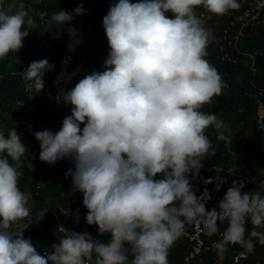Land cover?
I'll use <instances>...</instances> for the list:
<instances>
[{"label":"clouds","instance_id":"9594fccd","mask_svg":"<svg viewBox=\"0 0 264 264\" xmlns=\"http://www.w3.org/2000/svg\"><path fill=\"white\" fill-rule=\"evenodd\" d=\"M199 7L228 16L237 3L118 0L103 17L107 37L101 38L108 39L110 47L105 71L70 84L69 79L63 83L67 67L58 68L51 59L27 63L19 70L31 99L44 91L45 75L56 77L53 93L44 99L53 96L72 109L71 114H54L52 122L58 123L51 130L35 132L29 148L15 128L7 136L0 130V264H169V249L194 222L211 237L227 221L221 238L213 242L221 253L230 244L247 252L257 242L264 246V183L260 190L244 192L245 183L233 181L218 205L208 210L209 193L197 196L189 178L199 175L209 154L215 155L206 130L212 127L220 134L225 128L216 114L201 111L226 83L206 58L212 33L196 12ZM39 10L21 3L10 12L0 0V59L22 48L27 29L35 22L33 15L42 24L62 27L86 11L83 4L71 13L60 9L51 17ZM69 35L75 37L76 32L70 29ZM57 69L65 73L60 75ZM34 91L38 93L33 95ZM27 150L34 154L27 156L29 173L39 170L42 178L34 186L33 201L32 193L19 187ZM226 180L216 178L217 191ZM55 194L63 201L79 196V203L88 209L86 222L97 226L101 236L111 234L110 241L69 230L53 213L62 236L42 254L15 226L31 217L30 200L35 206L45 199L52 205ZM263 252L255 259L250 254L246 263L263 261Z\"/></svg>","mask_w":264,"mask_h":264},{"label":"trees","instance_id":"16d2710c","mask_svg":"<svg viewBox=\"0 0 264 264\" xmlns=\"http://www.w3.org/2000/svg\"><path fill=\"white\" fill-rule=\"evenodd\" d=\"M45 1H46V4L43 5V7L41 9L49 12L50 17L54 12H57L60 9L67 10L68 12L71 13V12H73L72 10H74L77 6H79L80 4H83V7L87 8V10L85 8V10H86L85 14L86 15L83 14L82 17L77 18V19H73L71 21V23H77V21H80L91 32L94 31L93 32L94 34H96V35L98 34V35L105 36V37H107V36H106L105 31H103L104 30V28H103V17L107 14V12L109 10V4L111 5V2H118V0H116V1L110 0L108 2H107V0H88L89 2L87 0H45ZM73 1H75V2H73ZM79 1H81V2H79ZM98 1H99V3H98ZM132 2H137V0H132ZM3 3L5 5L6 10H9L10 12H14L19 7V5L21 3H23V4H25V3H27V4L36 3L37 4L38 2H37V0H3ZM10 3H13V6H10L9 5ZM86 4H89V5L86 6ZM97 5H99V6H97ZM103 5H105V6H103ZM93 6H94V8H93ZM199 8L200 9L202 8V9H201V11L199 10V12H198ZM199 8L196 9V12L198 13V15L202 16V18L204 20V26L207 29L211 30V33L214 32L211 35L210 44L207 48V53H210V51H211L210 49H213L214 44L218 43L217 39L221 38L223 36L222 32H223V29L227 27L229 18H228V16L226 17L225 15H215L212 13L210 14V12L203 9V7H199ZM105 9H107V10H105ZM88 10H90V11H88ZM231 11H235L234 13H237V8H234V10L231 9ZM200 12L202 13V15ZM168 13H170V14L169 15L166 14V15L169 18H174L173 13H171V12H168ZM203 14H204V16H203ZM33 17H34L35 22H34V25L32 26L31 29H27L29 31V34L27 37H25V39L23 41L24 47L22 46V48L18 52H10L6 57H4L3 59H0V89H1L0 90V99L4 100V101L0 100V123L2 124V125L0 124V130H2L4 132L5 136H7L9 131L11 129L15 128L17 134L21 138V141L22 142L24 141L23 143L26 144V147L28 146L27 148L30 147V145H27V144L36 140L35 135H34L35 132L43 131V130H51L52 129L51 125H55L56 123H58V122H52V118L53 117L56 118L55 115H58L59 111L65 110L64 111L65 113L71 114L72 105L57 102L53 96L50 97V99H44L43 95H39L35 98L33 97V99H30V97H32L30 95L31 92L25 90L26 89L25 85H22L23 80H21L22 77L19 76L20 75L19 70L22 69V67L27 63H31L33 61H39L42 59H51L56 63L58 68H60V67L65 68L66 67L65 64L69 60L70 53L72 50V48H70V45H75V43H76L75 37H70V35H69V30L70 29L73 30L71 27H68L67 25H64L62 27L57 26L53 22H49L47 24H42V21L40 20V18L38 16L33 15ZM74 17H75V15H74ZM95 26L97 27V29L95 28ZM259 27H260L259 32L255 31L251 34V36L249 35V36L245 37L243 39V42L241 41L239 45H236L234 42H229L228 44L230 46H228L227 51L229 53H232L235 56H238L241 54V51H243V50L244 51H246V50L255 51L256 49L264 50V25H261ZM98 30H100L103 33H101V32L99 33ZM40 38H42V39H40ZM43 38L44 39L46 38L45 39L46 41L43 40ZM46 42H47V44H46ZM25 45H26V47H25ZM245 46H246V48H245ZM239 52H240V54H239ZM208 55L206 58L218 69L223 80L225 81V83H228V85L230 87V92H228L227 94L221 93L220 95L214 96L215 99L217 100L216 103L213 105V109L215 111L214 114H216L225 123V128L222 130V134L229 136L231 139H230L229 145H226L225 140H222V141L214 140L213 138H211L209 136L214 147H216L218 145L220 148L219 149L217 146V149L219 151L215 148L218 153L215 151L214 156L217 158L214 159L213 161L218 164V162H217L218 160H221L224 157H226V159H228V156H227L228 151L232 152V153L234 152V154L237 155V157H239V159H243L245 161V162H243V164L240 167L242 171H249V172H255V173L259 172L260 173L261 170L264 169V166H263L264 164H262V163H264V127H262L259 124V122H257V116H256L257 113L254 112L257 110L258 99L257 98H254V99L251 98V100H252L251 101L250 98L242 97V96H244V90L246 87L252 86V88H253L255 86L254 82L255 83L257 82L256 84H258V86H260V87L264 86V67H263L264 66V58H263L264 55L262 54L261 55L262 57L261 56L257 57L258 61L256 62V65H257V68L259 69L258 71L259 72L261 71V72H260V74L255 73L254 79H253L254 81L252 80V83L250 82V84H249V80L245 77L246 73L249 72V69L248 68L243 69L247 65H245L243 63L237 65V64H234L233 62H231L229 60H223L221 54L218 57H216L215 60L208 57ZM31 57H33V58H31ZM259 63L262 66V68L260 66H258ZM14 66H16V67H14ZM13 68H14V70H13ZM227 72H230L232 75H226ZM241 72L244 74L245 80H243L241 83H239L237 74H240ZM16 75L18 76V78ZM255 76L256 77L258 76V77L256 78ZM12 77L13 78L15 77L16 79L15 78L13 79ZM44 77L48 78V77H46V75ZM235 77H236V81H234L233 79H227V78H235ZM228 80H232V81L229 82ZM11 82H13V83H11ZM66 82L68 83V78L67 79L65 78V80L63 81V83H66ZM261 84H263V85H261ZM26 91H27V93H25ZM34 92H36V91H34ZM34 92H33V95L37 94ZM235 92H238V93L236 94ZM18 93L19 94L21 93V94L19 95ZM22 93H23V97L21 98ZM51 93H53V91ZM16 94H18L19 97L16 96ZM234 94H235V96H233ZM11 97H12V99H11ZM263 97H264V95H262L260 98L264 101ZM227 98H229V99L227 100ZM5 101L7 104L5 103ZM224 101H226V102H224ZM12 102H13V104L15 103L13 105V107H12V105H10V104H12ZM30 103L31 104L34 103V106H30V108H29L28 106ZM211 103L205 104L201 110H206V109L212 110L211 109ZM254 104H256V105H254ZM38 105H39V107H38ZM8 107H9V110H8ZM242 108L245 110H243ZM21 110H23V111H21ZM233 111H235V112H233ZM2 112H3V115H2ZM21 114L24 116H27V117H24ZM32 116H34L35 119ZM250 118H252L254 120H252ZM237 119H239V121H237ZM3 121H5V122H3ZM27 121H30V122H27ZM245 122H246V126H245ZM23 123H24V125H23ZM230 126H232L231 129H229ZM230 130H231V132H230ZM32 135L34 136V139L32 138L33 137ZM215 144H216V146H215ZM25 154H26V156H28V155L33 156L34 155L32 152H28V150L26 151ZM209 156L211 158L213 157V155H211V154H209ZM9 159L11 162V158H9ZM22 159L25 161H22L23 163H22L21 168L24 165H26V166H24L25 172L20 169L21 172L23 173V175L20 177L19 187L20 186L22 187V188H20V189H22V191H26V192L29 191V192L34 193V189H35L34 186L42 179L41 175L39 173V170L38 171L36 170L34 173L29 174V171L31 170V168H30V164L28 163V159L25 156ZM25 163H27V164H25ZM259 164H262V165H259ZM235 165L237 166V164H235ZM72 168H74V163L72 165ZM259 169H261V170H259ZM36 175H38V176H36ZM33 177H35V178L33 179ZM70 179H71V177H70ZM45 180H47V179H44V181ZM236 180L237 181H243L245 183V188L242 190L244 192H247L250 190H260V189H258L257 186L247 184L246 181L241 177L240 178L237 177V178L223 184L219 191L216 190V184H215L213 187V190H214L213 200L210 203V205L207 207L208 210H211L213 207H216L218 205L219 201L225 195L227 189L232 185V182L236 181ZM20 181L23 184H21ZM71 181H72V179H71ZM60 185L65 187L66 183L60 182ZM52 197H54V198H52V200H53L52 205L55 204V206L57 208L59 206H57L56 202H57V200H60L61 204H62V202H63V204H70V205L72 204L71 206L75 207L76 210H79V212H78L79 217L76 220H74L73 222L68 221V220H63V222L66 225L65 227H67V228L71 227V230L75 231V232H80V233L88 232L95 239L101 240L102 242H105V243L109 242V239H111V236H110L111 234H105V235L101 236L98 234V227L97 226L89 225L86 222V216L83 217V214L86 213V215H87L88 209L83 205V202L79 203V201H80L79 196L74 195L70 200L65 199L64 201H63V199L60 198L61 196L59 194H55ZM33 198H35V193L32 194V197H31L32 201H33ZM54 200H56V201H54ZM39 202L41 203L42 201L38 200L37 205L40 204ZM45 202L48 203L49 201L45 200ZM74 202H76V203H74ZM49 207L52 209L51 210L52 212L48 211L46 216H44L43 220L37 221V225L30 226V227L26 228L25 223H18L15 226L17 228L24 230L25 238H30L33 241V243L35 245H37L38 250L41 251L42 254H43V252L44 253L50 252L51 246L53 244L58 243V239L60 238V236H62V234L58 232V229L60 227L59 222L57 221L55 214H53L54 213L53 211H55L57 208L54 207V208H56L54 210V208L51 205H49ZM80 208H82V210H80ZM38 209H40V208H38ZM191 225L186 226V227L191 228ZM219 227H220V233H222L225 230V228L227 227V221L223 222L222 226L219 224ZM246 227L248 229V232L250 233L251 227H252L251 223L249 222ZM220 233H217L216 235H213L211 237L206 235L205 237L208 240L217 239L220 236ZM180 237H183L184 240H182ZM180 237H179V239H177L174 242V244L169 249L168 259L170 260L171 264H186L185 256L191 248V243L186 238V236L181 235ZM105 238L108 239V241ZM241 249H244V248L241 247L239 244H235V245L230 244L227 247V251H225L223 253L219 252L218 250L206 251L207 254H205V252H204L203 255L198 256L199 259L195 258V260H192L190 264H200L199 263L200 261H202L201 262L202 264H208V263L214 264L216 262L215 259L217 257H219L220 255H224L225 261L228 262V264H229L233 258V254L236 251L241 250ZM262 250H264V246H261L257 242L255 244L254 250L252 252H250L252 255V258L255 259L257 257V255L260 254V252ZM209 252L211 253V255L210 254L208 255ZM170 254H172V255H170ZM177 254L179 257L177 256ZM182 256H183V258H182ZM207 256L209 257V259ZM196 260L198 263H196Z\"/></svg>","mask_w":264,"mask_h":264},{"label":"rangeland","instance_id":"374dc122","mask_svg":"<svg viewBox=\"0 0 264 264\" xmlns=\"http://www.w3.org/2000/svg\"><path fill=\"white\" fill-rule=\"evenodd\" d=\"M236 1H239L238 5H237V13L238 12H244V9L242 7H240V1L241 0H236ZM246 1H250V0H246ZM37 2H38V5H39V7L37 8V12H38V10L41 9V7H42L43 4H40V0H37ZM9 5L10 6H13V3H10ZM32 7L34 8L35 6H32ZM239 7H240V9H239ZM201 15H202V13H201ZM36 16H37V14H36ZM203 16H204V14H203ZM80 17L81 16H79L78 18H80ZM235 24L236 23H231L230 20H229V23H228L227 27L225 28V30L223 29V33L222 34H223V36H225L224 40L223 39H220V38L217 39L218 43L217 44L215 43L214 44V48L213 49H210L211 51H210V53H208L209 54L208 57H210L211 59L215 60V58L218 57L221 54L223 60H229V61H231V62H233L234 64H237V65H239L241 63H243L245 65L248 64L243 69H246V68L249 69V72L246 73V76L245 77L249 80V82L252 83V80L254 79V74L259 72L258 71V68L256 66L257 57L258 56H261L262 54L264 55V50L262 51V49L261 50L257 49V51L255 50V51H249V52H248V50L241 51V55L243 54L244 57L243 56H240V55L239 56H235L232 53H229L227 51L228 50V46H230L228 43L229 42H234L236 45H239L240 42L245 37H247L249 35L251 36V34L253 32H255V31L259 32L260 31L259 30L260 29L259 26L264 25V12L261 13V15L258 18V20L255 23H253V24L246 25V26L241 25L239 23H237L236 25ZM66 25L67 26L70 25L68 27H71L76 32V35H75V41H76L75 47H74V50L73 49L71 50L70 57H69V64L66 66L67 69L65 70L69 74L68 77H67L69 79V83H71V84H77L78 83V80L80 81L85 76H87V74L89 75V74H91L93 72H103V71H105L106 70V68H105V61H106V59L108 57V53L110 52V47H109V44H108V39L101 38L100 37L101 35L94 34L93 32H91L80 21H77V23H75V24H72V23L69 22ZM225 31H226V33H225ZM237 32H242V33L237 36L236 35ZM225 34H227V35H225ZM230 36H232V37H230ZM77 41H79V43H77ZM93 52H95V53H93ZM247 54L250 56V58L251 57L252 58L250 59L249 56L247 57ZM254 56L255 57L257 56V57L255 58ZM242 58H244L245 60L242 59ZM65 71L62 70V69H57L56 70V73H59L60 75H63L65 73ZM70 71H71V73H69ZM226 75H232V74L230 72H227ZM252 75H253V77H251ZM237 77H238L239 83H241L243 80H245L244 74L242 72L240 74H237ZM227 79H233L234 81H236V77L235 78H227ZM44 81H45V89H44V91H42L43 93L40 92L38 94L43 95V97H46L53 90V88L55 86V83H56V77H54V76H50L48 78H45L44 77ZM228 81L231 82L232 80H228ZM28 82L29 81H27L26 83H28ZM252 90H255V91L253 92ZM263 90H264V88L258 86V84H255V87H253V88H252V86L251 87H246L245 90H244V93H245L244 96L245 97H247V95L249 94L247 98H254L255 97V98L259 99L258 100V104H259V111L258 112L260 114H262L261 116H264V101L260 98L262 95H264V91ZM228 92H230V87H229L228 83H226V87L223 89L222 93L227 94ZM228 99L229 98H227V100ZM216 101L217 100L215 99V97H213L212 98V101H211L212 102L211 103V109L212 110L206 109V110H201V111H204V112H207V113H215V111L213 109V105L216 103ZM224 102H226V101H224ZM258 104H257V109H258ZM30 106H34V103H32V104L30 103L28 107L30 108ZM256 112H257V110H256ZM259 120L261 122V126L264 127V123H263L264 122V118L263 119H259ZM206 134L208 136H210L211 138H213L214 140H220V141H222L221 139L225 140V144L226 145H229V143H230V139L231 138L229 136H226V135L222 134V132L220 134H218L215 128L209 127L206 130ZM218 135H222L223 137L220 138V139H218ZM227 155H229L228 156V159H226V157H224L223 159L217 161L218 164L213 161L217 157L213 156L211 158L210 156H208V158H206L207 160L204 161V165L205 166L206 165L207 166H215V168L218 169V171L215 172V176L216 177L223 178L225 180H226V177H227V171H231L233 174L237 175L235 177H232L231 179H228L227 178V180H226L227 182H229V181H231V180H233V179H235L237 177H241V178H243L245 180V177H246V178H250V179H252L255 182H258L260 184L262 183V181L264 183V169L262 170L261 173H259V172L258 173H255V172H249V171H242L240 167L243 164V162H245V161H242V159H239V157H237V155H235L232 152H228ZM237 160H239V161H237ZM235 164H238V166H235ZM259 165H261V164H259ZM259 170H261V169H259ZM250 174L253 175V176H251ZM242 176H244V177H242ZM249 185H253V183L252 184H249ZM62 198H65V197H62ZM54 201H56V200H54ZM46 203L47 202H42V203H40V204H38V205L35 206V203L34 202H31V200H30L31 210H32L31 213H32V215H31V217L25 218V220H22L26 224V228H28L30 226L37 225V221H39V217L38 216L41 213H43V211L48 210L49 212H52L51 211L52 209L49 207V204L48 203H47V205H44ZM56 203H57V205L59 207L57 208V210L54 211V213L57 214V218L59 220H61V225H63L64 227L66 225L63 222V220H68V221H72L73 222L74 220H76L79 217V214H78L79 210H76L75 207L71 206L70 204H61V201L60 200H57ZM44 206H48V207H44ZM51 206L53 208L55 207V205H51ZM36 207L40 208V210L38 208H36ZM85 216H86V213L83 214V217H85ZM65 228H67V227H65ZM70 228H67V229L71 230ZM215 261L216 262L214 264H228V262L225 261V256L224 255H220L219 257H217L215 259ZM263 261H264V257H263Z\"/></svg>","mask_w":264,"mask_h":264},{"label":"built area","instance_id":"2783aa9c","mask_svg":"<svg viewBox=\"0 0 264 264\" xmlns=\"http://www.w3.org/2000/svg\"><path fill=\"white\" fill-rule=\"evenodd\" d=\"M45 0H40V4H44ZM237 5L239 1H236ZM38 5V3H37ZM33 5H29L30 9L37 12V9L32 7ZM240 7L244 9V12H240L238 15L231 18V15L235 14L234 12H228V16L230 18L231 23H239L241 25H250L255 23L258 18L260 17L261 13L264 12V0H242L240 1ZM40 11H38L39 13ZM46 13V12H44ZM226 33V31H225ZM242 32H237L236 35L238 36ZM225 36H223L220 39L224 40ZM259 104L257 109V122L261 125V122L259 119H263L264 116H261L259 112ZM218 169L215 168V166H204L201 170L198 176H190L193 183V190L195 191L197 196H200L207 190V192L210 195V199L206 201V206L211 203L213 200V186L216 183V176L215 172H217ZM236 175L233 174L231 171H227V178L231 179L232 177H235ZM253 176V175H251ZM209 179H211V182H208ZM245 180L248 184L254 183V180L250 178H246ZM182 235H185L187 239H189L191 243V248L188 251V253L185 256V262L186 264H190L191 261L198 256H201L206 251L215 250L213 246V242L216 240H219L221 236L218 239H213L212 241H209L206 239V234L202 230V226L199 224H196L195 222L191 225V228H186L184 233ZM264 254V252H263ZM250 253L240 250L235 253L233 260L231 264H246V261L249 259ZM169 264L170 260L168 259ZM254 264H263V261L258 259Z\"/></svg>","mask_w":264,"mask_h":264},{"label":"bare ground","instance_id":"6f19581e","mask_svg":"<svg viewBox=\"0 0 264 264\" xmlns=\"http://www.w3.org/2000/svg\"><path fill=\"white\" fill-rule=\"evenodd\" d=\"M87 1H88V0H87ZM108 1H110V0H107V2H108ZM115 1H116V0H115ZM47 2H48V1H47ZM73 2H75V1H73ZM79 2H81V1H79ZM88 2H89V1H88ZM101 2H102V1H101ZM104 2H105V1H104ZM65 3H66V2H65ZM67 3H68V2H67ZM85 3H86V2H85ZM98 3H99V1H98ZM112 3H115V2H111V4H112ZM101 4H102V3H101ZM58 5H59V4H58ZM87 5H89V4H86V6H87ZM99 5H100V4H99ZM99 5H97V6H99ZM24 6H25L26 9L29 8V4H27V3H25ZM84 6H85V5H84ZM103 6H105V5H103ZM109 7H110V4H109ZM72 8H73V7H72ZM85 8H86V7H85ZM85 8H84V9H85ZM93 8H94V6H93ZM93 8H92V9H93ZM106 8H107V7H106ZM11 9H12V8H11ZM100 9H101V8H100ZM107 9H108V8H107ZM107 9H105V10H107ZM201 9H202V8H201ZM201 9L199 8V9H198V12H199V10L201 11ZM203 9H204V8H203ZM239 9H240V7H239ZM70 10H71V9H70ZM70 10H69V11H70ZM86 10H87V8H86ZM90 10H91V9H90ZM90 10H88V11H90ZM205 10H206V9H205ZM233 10H234V9H233ZM72 11H73V10H72ZM202 11H203V10H202ZM94 12H95V11H94ZM94 12H93V13H94ZM234 12H235V11H234ZM200 13H201V12H200ZM239 13H240V12L231 15V18L234 17V16H236V15H238ZM105 14H106V13H105ZM105 14H104V15H105ZM167 14L169 15L170 13H167ZM197 14H198V13H197ZM210 14H211V13H210ZM85 15H86V14H85ZM100 16H101V15H100ZM209 16H210V15H209ZM212 16H213V15H212ZM81 17H82V16H81ZM226 17H227V16H226ZM89 18H90V17H89ZM93 19H94V18H93ZM98 19H99V18H98ZM95 20H96V19H95ZM100 20H101V19H100ZM225 20H226V19H225ZM229 20H230V19H229ZM226 21H227V20H226ZM95 22H96V21H95ZM219 22H220V21H219ZM70 23H71V22H70ZM228 23H229V21H228ZM80 24H81V23H80ZM236 24H237V23H236ZM236 24H235V25H236ZM226 25H227V24H226ZM232 25H233V24H232ZM232 25H231V26H232ZM68 26H70V25H68ZM231 26H230V27H231ZM98 27H99V26H98ZM223 27H224V26H223ZM225 27H226V26H225ZM95 28L97 29L96 26H95ZM103 28H104V27H103ZM221 28H222V27H221ZM234 28H235V27H234ZM63 29H64V28H63ZM224 30H225V28H224ZM98 31H99V30H98ZM103 31H105V30H103ZM214 31H215V30H214ZM217 31H218V30H217ZM219 31H220V30H219ZM227 31H228V30H227ZM230 31H231V30H230ZM232 31H233V30H232ZM93 32H94V31H93ZM100 32H101V31H99V33H100ZM242 32H243V31H242ZM101 33H103V32H101ZM213 33H214V32H213ZM213 33H212V34H213ZM217 33H218V32H217ZM220 33H221V32H220ZM222 33H223V32H222ZM243 33H244V32H243ZM215 35H216V34H215ZM219 35H220V34H219ZM225 35H227V34H225ZM234 36H235V35H234ZM240 36H241V35H240ZM219 37H220V36H219ZM230 37H232V36H230ZM98 38H99V37H98ZM241 38H242V37H241ZM35 39H36V38H35ZM40 39H42V38H40ZM45 39H46V38H45ZM45 39L43 38V40H45ZM55 39H56V38H55ZM232 39H233V38H232ZM49 40H50V39H49ZM235 40H236V39H235ZM41 41H42V40H41ZM45 41H46V40H45ZM38 42H39V41H38ZM242 42H243V40H242ZM23 44H24V43H23ZM44 44H45V43H44ZM46 44H47V42H46ZM237 44H238V43H237ZM36 45H37V44H36ZM42 45H43V44H42ZM234 46H235V45H234ZM23 47H24V46H23ZM25 47H26V45H25ZM245 48H246V46H245ZM85 49H86V48H85ZM235 49H236V48H235ZM235 49H234V50H235ZM251 49H252V48H251ZM254 50H255V49H254ZM259 50H260V49H259ZM34 51H35V50H34ZM243 51H244V50H243ZM250 51H251V50H250ZM256 51H257V49H256ZM262 51H263V50H262ZM36 52H37V51H36ZM96 52H97V51H96ZM248 52H249V51H248ZM93 53H95V52H93ZM100 53H101V52H100ZM250 53H251V52H250ZM239 54H240V52H239ZM96 55H97V54H96ZM244 55H245V54H244ZM255 55H256V54H255ZM238 56H239V55H238ZM240 56H243V54H242V55L240 54ZM248 56H249V55L247 54V57H248ZM105 57H106V56H105ZM243 57H244V56H243ZM254 57H255V56H254ZM256 57H257V56H256ZM256 57H255V58H256ZM261 57H262V56H261ZM31 58H33V57H31ZM35 58H36V57H35ZM245 58H246V57H245ZM249 58H250V56H249ZM251 58H252V57H251ZM251 58H250V59H251ZM263 58H264V57H263ZM21 59H22V58H21ZM242 59H244V58H242ZM246 59H247V58H246ZM257 59H258V58H257ZM35 60H36V59H35ZM244 60H245V59H244ZM247 60H248V59H247ZM255 60H256V59H255ZM27 61H28V60H27ZM31 61H32V60H31ZM97 61H98V60H97ZM256 61H258V60H256ZM244 63H245V62H244ZM247 63H248V62H247ZM260 63H261V62H260ZM260 63H259L258 66H260V67L262 68V66L260 65ZM61 64H62V63H61ZM94 65H95V64H94ZM247 65H248V64H247ZM256 66H257V65H256ZM14 67H16V66H14ZM263 67H264V66H263ZM11 68H12V67H11ZM18 69H19V68H18ZM79 69H80V68H79ZM79 69H78V70H79ZM13 70H14V68H13ZM20 70H21V69H20ZM91 70H92V69H91ZM97 70H98V69H97ZM258 70H259V69H258ZM1 71H2V70H1ZM15 71H16V70H15ZM73 72H74V71H73ZM79 72H80V71H79ZM256 72H257V71H256ZM260 72H261V71H260ZM260 72H258V73L260 74ZM69 73H71V71H70ZM83 73H84V72H83ZM87 75H88V74H87ZM254 75H255V74H254ZM257 75H258V74H257ZM16 76H17V75H16ZM19 76H20V75H19ZM251 77H253V75H252ZM255 77H256V76H255ZM257 77H258V76H257ZM257 77H256V78H257ZM12 78H13V77H12ZM14 78H15V77H14ZM14 78H13V79H14ZM17 78H18V76H17ZM76 78H77V77H76ZM15 79H16V78H15ZM252 79H253V78H252ZM21 80H22V79H21ZM10 81H11V80H10ZM12 81H13V80H12ZM70 81H71V80H70ZM253 81H254V80H253ZM6 82H7V81H6ZM15 82H16V81H15ZM21 82H22V81H21ZM71 82H72V81H71ZM78 82H79V80H78ZM11 83H13V82H11ZM28 83H29V82H28ZM254 83H255V82H254ZM256 83H257V82H256ZM256 83H255V84H256ZM70 84H71V83H70ZM249 84H250V82H249ZM12 85H13V84H12ZM14 85H15V84H14ZM261 85H263V84H261ZM13 87H14V86H13ZM16 87H17V86H16ZM19 87H20V86H19ZM254 87H255V86H254ZM256 87H257V86H256ZM263 87H264V86H263ZM17 89H18V88H17ZM257 89H258V88H257ZM0 90H1V89H0ZM9 90H10V89H9ZM18 90H19V89H18ZM25 90H26V89H25ZM255 90H256V89H255ZM255 90H252V91L254 92ZM3 91H4V90H3ZM3 91H2V92H3ZM50 91H51V90H50ZM233 91H234V90H233ZM246 91H247V90H246ZM263 91H264V90H263ZM18 92H19V91H18ZM249 92H250V91H249ZM25 93H27V91H26ZM34 93H38V92H34ZM42 93H43V92H42ZM235 93L237 94L238 92H235ZM262 93H263V92H262ZM13 94H14V93H13ZM18 94H19V93H18ZM18 94H16V96H18ZM20 94H21V93H20ZM20 94H19V95H20ZM44 94H45V93H44ZM244 94H245V93H244ZM3 95H4V94H3ZM14 95H15V94H14ZM27 95H28V94H27ZM30 95H31V94H30ZM45 95H46V94H45ZM246 95H247V94H246ZM248 95H249V94H248ZM248 95H247V97H248ZM251 95H252V94H251ZM9 96H10V95H9ZM233 96H235V94H234ZM12 97H13V96H12ZM12 97H11V99H12ZM18 97H19V96H18ZM22 97H23V93H22L21 98H22ZM29 97H30V96H29ZM51 97H52V96H51ZM242 97H245V96H242ZM3 98H4V97H3ZM16 98H17V97H16ZM234 98H235V97H234ZM254 98H255V97H254ZM254 98H253V99H254ZM4 99H5V98H4ZM7 99H8V98H7ZM28 99H29V98H28ZM30 99H31V97H30ZM263 99H264V97H263ZM0 100H2V99H0ZM5 100H6V99H5ZM9 100H10V99H9ZM54 100H55V99H54ZM245 100H246V99H245ZM250 100H251V98H250ZM258 100H259V99H258ZM2 101H4V100H2ZM16 101H17V100H16ZM234 101H235V100H234ZM236 101H237V100H236ZM251 101H252V100H251ZM261 101H262V100H261ZM13 102H14V101H13ZM13 102H12V104L9 103L10 105H12V107H13V105L15 104V103L13 104ZM29 102H30V101H29ZM36 102H37V101H36ZM5 103H6V101H5ZM5 103H4V104H5ZM27 103H28V102H27ZM52 103H53V102H52ZM256 103H257V102H256ZM262 103H263V102H262ZM6 104H7V103H6ZM6 104H5V105H6ZM17 104H18V103H17ZM36 104H37V103H36ZM10 105H9V106H10ZM18 105H19V104H18ZM252 105H253V104H252ZM252 105H251V106H252ZM254 105H256V104H254ZM7 106H8V105H7ZM12 107H11V108H12ZM14 107H15V106H14ZM17 107H18V106H17ZM38 107H39V105H38ZM22 108H23V107H22ZM22 108H21V109H22ZM4 109H5V108H4ZM236 109H237V108H236ZM242 109H243V108H242ZM6 110H7V109H6ZM8 110H9V107H8ZM16 110H17V109H16ZM55 110H56V109H55ZM55 110H54V111H55ZM237 110H238V109H237ZM243 110H245V109H243ZM243 110H242V111H243ZM10 111H11V110H10ZM21 111H23V110H21ZM49 111H50V110H49ZM64 111H65V110H64ZM64 111H63V112H64ZM238 111H239V110H238ZM4 112H5V111H4ZM6 112H7V111H6ZM11 112H12V111H11ZM11 112H10V113H11ZM18 112H19V111H18ZM18 112H17V113H18ZM50 112H51V111H50ZM233 112H235V111H233ZM254 112L256 113V111H254ZM38 113H39V112H38ZM55 114H56V113H55ZM2 115H3V112H2ZM21 115H22V114H21ZM255 115H256V114H255ZM17 116H18V115H17ZM17 116H16V117H17ZM22 116H24V115H22ZM41 116H42V115H41ZM47 116H48V115H47ZM256 116H257V115H256ZM13 117H14V116H13ZM19 117H20V116H19ZM24 117H27V116H24ZM32 117L34 118V116H32ZM43 117H44V116H43ZM11 118H12V117H11ZM46 118H47V117H46ZM234 118H235V117H234ZM4 119H5V118H4ZM23 119H24V118H23ZM25 119H26V118H25ZM34 119H35V118H34ZM43 119H44V118H43ZM250 119H252V118H250ZM15 120H16V119H15ZM18 120H19V119H18ZM20 120H21V119H20ZM252 120H254V119H252ZM22 121H23V120H22ZM237 121H239V119H237ZM3 122H5V121H3ZM9 122H10V121H9ZM27 122H30V121H27ZM233 122H234V121H233ZM7 123H8V122H7ZM49 123H50V122H49ZM263 123H264V122H263ZM0 124H1V123H0ZM4 124H5V123H4ZM1 125H2V124H1ZM21 125H22V124H21ZM23 125H24V123H23ZM23 125H22V126H23ZM29 125H30V124H29ZM39 125H40V124H39ZM39 125H38V126H39ZM241 125H242V124H241ZM248 125H249V124H248ZM25 126H26V125H25ZM245 126H246V122H245ZM1 127H2V126H1ZM27 127H28V126H27ZM231 128H232V126H230L229 129H231ZM234 128H235V127H234ZM49 129H50V128H49ZM229 129H228V130H229ZM260 129H261V128H260ZM260 129H259V130H260ZM4 130H5V129H4ZM21 130H22V129H21ZM19 131H20V130H19ZM20 132H21V131H20ZM212 132H213V131H212ZM230 132H231V130H230ZM226 133H227V132H226ZM6 134H7V133H6ZM28 134H29V133H28ZM33 134H34V133H33ZM30 136H31V135H30ZM32 136H33V135H32ZM214 137H215V136H214ZM222 137H223V136H222ZM32 138L34 139V136H33ZM35 139H36V138H35ZM221 140H223V139H221ZM23 142H24V141H23ZM217 143H218V142H217ZM228 143H229V142H228ZM25 145H26V144H25ZM27 145H28V144H27ZM239 145H240V144H239ZM215 146H216V144H215ZM217 146H218V145H217ZM217 146L215 147L216 149H217ZM220 146H221V145H220ZM27 147H28V146H27ZM218 148H219V146H218ZM219 149H220V148H219ZM225 149H226V148H225ZM217 150H218V149H217ZM254 150H255V149H254ZM218 151H219V150H218ZM230 151H231V150H230ZM216 152H217V151H216ZM228 152H229V151H228ZM217 153H218V152H217ZM233 153H234V152H233ZM249 153H250V152H249ZM24 156L27 157L26 154H25ZM33 156H34V155H33ZM227 156H229V155H227ZM207 158H208V157H207ZM258 159H259V158H258ZM206 160H207V159H206ZM22 161H25V160L22 159ZM237 161H239V160H237ZM240 161H241V160H240ZM242 161H244V160L242 159ZM229 162H230V161H229ZM229 162H228V163H229ZM259 162H260V161H259ZM22 163H23V162H22ZM73 163H74V162H73ZM236 163H237V162H236ZM25 164H27V163H25ZM232 164H233V163H232ZM239 164H240V163H239ZM262 164H264V163H262ZM262 164H261V165H262ZM233 165H234V164H233ZM240 165H241V164H240ZM24 166H26V165H24ZM24 166H23V167H24ZM74 166H75V165H74ZM206 166H207V165H206ZM235 166H236V165H235ZM237 166H238V164H237ZM263 166H264V165H263ZM23 167H22V168H23ZM27 167H28V166H27ZM24 168H25V167H24ZM233 169H234V168H233ZM37 171H38V170H37ZM24 172H25V171H24ZM26 172H27V171H26ZM29 174H30V173H29ZM243 175H244V174H243ZM36 176H38V175H36ZM218 176H219V175H218ZM236 176H237V175H236ZM242 177H244V176H242ZM29 178H30V177H29ZM34 178H35V177H33V179H34ZM238 178H240V177H238ZM239 180H240V179H239ZM25 181H26V180H25ZM25 181H24V182H25ZM45 181H47V180H45ZM236 181H237V180H236ZM20 183H21V181H20ZM21 184H23V183H21ZM25 184H26V183H25ZM37 184H38V183H37ZM59 184H60V183H59ZM20 188H22V187L20 186ZM21 190H22V189H21ZM28 192H29V191H28ZM31 193H32V192H31ZM32 194H34V193H32ZM53 198H54V197H53ZM60 198H61V197H60ZM33 199H34V198H33ZM45 200H46V199H45ZM39 201H40V200H39ZM76 201H77V200H76ZM68 202H69V201H68ZM39 203H40V202H39ZM41 203H42V202H41ZM71 203H72V202H71ZM74 203H76V202H74ZM53 204H54V203H53ZM56 204H57V203H56ZM62 204H63V202H62ZM44 205H47V203L44 204ZM54 205H55V204H54ZM71 205H72V204H71ZM57 206H58V205H57ZM64 206H65V205H64ZM44 207H48V206H44ZM55 207H56V206H55ZM60 207H61V206H60ZM36 208H38V207H36ZM56 208H57V207H56ZM56 208H55V209H56ZM55 209H54V210H55ZM39 210H40V209H39ZM42 210H43V209H42ZM56 210H57V209H56ZM31 211H32V210H31ZM43 212H44V211H43ZM57 212H58V211H57ZM38 213H39V212H38ZM58 213H59V212H58ZM35 218H36V217H35ZM31 219H32V218H31ZM36 219H37V218H36ZM24 220H25V219H24ZM34 221H35V220H34ZM220 225L222 226V224H220ZM186 228H187V227H186ZM70 229H71V228H70ZM110 236H111V235H110ZM183 236H185V235H183ZM180 238H181L182 240H184L183 237H180ZM102 239H103V238H102ZM105 239H106V238H105ZM178 239H179V238H178ZM106 240L108 241V239H106ZM106 240H105V241H106ZM188 240H189V239H188ZM109 241H110V239H109ZM56 242H57V241H56ZM185 242H186V241H185ZM44 243H45V242H44ZM106 243H107V242H106ZM51 244H52V243H51ZM184 244H185V243H184ZM261 249H262V248H261ZM172 251H173V250H172ZM43 253H44V252H43ZM205 254H207V252H205ZM209 254L211 255L210 252L208 253V255H209ZM170 255H172V254H170ZM202 255H203V254H202ZM177 256H178V254H177ZM205 256H206V255H205ZM175 257H176V256H175ZM178 257H179V256H178ZM180 257H181V256H180ZM207 257H208V256H207ZM255 257H256V256H255ZM182 258H183V256H182ZM197 258L199 259V257H197ZM197 258H196V259H197ZM175 259H176V258H175ZM204 259H205V258H204ZM208 259H209V257H208ZM253 259H254V258H253ZM200 260H201V259H200ZM201 262H202V261H200L199 263L202 264ZM204 262H205V261H204ZM196 263H198L197 260H196ZM205 263H206V262H205ZM248 263H249V262H248ZM208 264H209V263H208Z\"/></svg>","mask_w":264,"mask_h":264},{"label":"crops","instance_id":"0c3cea01","mask_svg":"<svg viewBox=\"0 0 264 264\" xmlns=\"http://www.w3.org/2000/svg\"><path fill=\"white\" fill-rule=\"evenodd\" d=\"M261 172H262V170H261ZM260 172V173H261ZM251 175V174H250ZM262 183H263V181H262ZM193 184V183H192ZM215 185V184H214ZM260 185V183H258V182H255L254 181V183H253V186H259ZM244 251H246L245 249H243ZM247 252V251H246ZM248 253H250V252H248ZM253 262V263H252ZM246 264H254V261L253 260H251V261H249V263L247 262Z\"/></svg>","mask_w":264,"mask_h":264}]
</instances>
